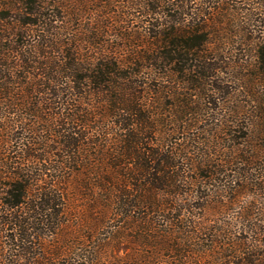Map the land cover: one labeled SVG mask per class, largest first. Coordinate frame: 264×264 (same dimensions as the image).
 <instances>
[{
    "label": "trees",
    "instance_id": "16d2710c",
    "mask_svg": "<svg viewBox=\"0 0 264 264\" xmlns=\"http://www.w3.org/2000/svg\"><path fill=\"white\" fill-rule=\"evenodd\" d=\"M192 1L0 0V264H264V0Z\"/></svg>",
    "mask_w": 264,
    "mask_h": 264
},
{
    "label": "rangeland",
    "instance_id": "374dc122",
    "mask_svg": "<svg viewBox=\"0 0 264 264\" xmlns=\"http://www.w3.org/2000/svg\"><path fill=\"white\" fill-rule=\"evenodd\" d=\"M201 1L202 0H193L192 1V3L194 4V5H198L199 7H203V8H205L206 7V5H204V4H202V5H200V3H201ZM213 1V3H211V5L213 6L211 9H207L210 13L206 16V18H210V17H213V16H216V11L218 10V9H216L215 7H222L223 5H224V7H229V8H231L232 7V3H235V6H234V8L236 7V6H238L239 5V1L238 0H234V2H232V0H212ZM242 5H244V3H242L241 4V6ZM233 8V9H234ZM245 11L246 10H243V13H245ZM224 13V12H223ZM222 16V15H221ZM220 16V18H222V19H226L227 20V18H228V21H231V15L229 14V12L228 13H224V15L221 17ZM216 18H218V17H216ZM221 24V23H220ZM225 24V23H224ZM252 27V26H251ZM251 29V28H250ZM253 29H255L256 30V28H253ZM243 35H247L246 33H243V32H241ZM252 34L253 35H255L256 34V32H252ZM227 36H224V37H222L223 39L224 38H226ZM229 40H231V38H229L228 37V41ZM230 43V42H229ZM227 46H229V45H227ZM251 198H249V197H247L246 196V199H243V202H247V200L249 201ZM238 209V208H237ZM232 212V214L233 213H235V211L232 209L231 210ZM129 251H131V248H129ZM120 255H125L126 254V251L124 252V251H121L120 253H119Z\"/></svg>",
    "mask_w": 264,
    "mask_h": 264
}]
</instances>
